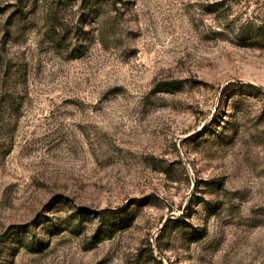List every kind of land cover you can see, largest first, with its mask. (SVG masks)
Listing matches in <instances>:
<instances>
[{
    "label": "rangeland",
    "instance_id": "rangeland-1",
    "mask_svg": "<svg viewBox=\"0 0 264 264\" xmlns=\"http://www.w3.org/2000/svg\"><path fill=\"white\" fill-rule=\"evenodd\" d=\"M0 264H264V0H0Z\"/></svg>",
    "mask_w": 264,
    "mask_h": 264
},
{
    "label": "trees",
    "instance_id": "trees-1",
    "mask_svg": "<svg viewBox=\"0 0 264 264\" xmlns=\"http://www.w3.org/2000/svg\"><path fill=\"white\" fill-rule=\"evenodd\" d=\"M261 33H262V28H259L257 30H254L253 36L251 34L250 36L252 37L253 41H259L260 39L259 36L261 35ZM99 233L102 236H109L111 234V225L105 213H101V224L99 226Z\"/></svg>",
    "mask_w": 264,
    "mask_h": 264
}]
</instances>
